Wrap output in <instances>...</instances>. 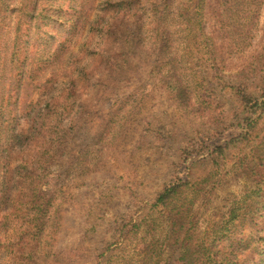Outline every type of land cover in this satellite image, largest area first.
Returning a JSON list of instances; mask_svg holds the SVG:
<instances>
[{"label": "rangeland", "instance_id": "obj_1", "mask_svg": "<svg viewBox=\"0 0 264 264\" xmlns=\"http://www.w3.org/2000/svg\"><path fill=\"white\" fill-rule=\"evenodd\" d=\"M10 1L0 4V264H182L181 242L205 241L264 177V109L250 130L232 90L264 101V0H206L203 32L189 0H69L77 29L50 27V53L32 63L17 32L30 0ZM16 63L31 84L17 106ZM178 180L189 187L147 226ZM180 207L187 224L166 235ZM235 234L255 243L264 216Z\"/></svg>", "mask_w": 264, "mask_h": 264}, {"label": "trees", "instance_id": "obj_2", "mask_svg": "<svg viewBox=\"0 0 264 264\" xmlns=\"http://www.w3.org/2000/svg\"><path fill=\"white\" fill-rule=\"evenodd\" d=\"M173 1L175 2L176 0H167L168 4L174 3ZM134 2L135 0L120 1L114 3L113 6L130 8L135 4ZM0 4L3 8L5 6L16 8L10 5V0H3ZM206 5V0H189L187 2V8L185 9L191 14L193 13L196 20L195 28L200 32H203L205 28L204 10ZM36 9L39 13H36ZM25 10L27 20L19 23L17 26L18 34L25 38L24 40L19 38V50H21L22 54H25L24 60L29 61L31 56V63L36 58L40 61L44 54L50 53L49 44L52 41L51 39H47V37L56 38V33L50 27L54 29L67 28L72 32L74 29H77L76 25L80 17L77 12H71L73 9H71L69 0L62 3H59L57 0H30ZM31 22L34 24L33 33H25L29 30L28 23ZM45 27H47V30H45ZM29 36L30 39H28ZM41 45H45L46 47L41 48ZM30 48V55H27L26 50ZM22 69V65L16 63V79L13 81V84H15L16 106L20 103L21 99L22 104L24 103L23 97L27 91V86H31L30 81L27 78H23ZM233 89L240 99L245 118H248L250 130H253L256 122L253 114L264 109V101H261L259 95L250 93L245 87L237 88L234 86L232 87ZM8 94L5 97L2 96V100L9 101L10 97ZM243 136L247 137V133H240L238 137L232 141H226L224 145L227 147L229 144L242 141ZM224 145L220 146L222 151L225 148ZM190 163L191 161L187 159V168H190ZM188 187L189 184L184 183L182 180L167 184L157 197L149 213L144 217L143 222L147 226L151 224L155 225L158 209L160 207L168 208L183 193V190ZM184 214L185 210L180 207L176 214L169 215L166 235L174 234L178 231V227H181L180 229L185 228L187 223ZM249 215L264 216V177L257 182L253 190L246 192L240 200L233 203L227 217L215 225L212 234L207 236L205 241L200 244L196 243L195 245L192 242H181L179 248L183 252L181 256L182 264H264V236H259L255 243L242 244L237 241L238 239L235 233L238 224L241 220H247Z\"/></svg>", "mask_w": 264, "mask_h": 264}]
</instances>
